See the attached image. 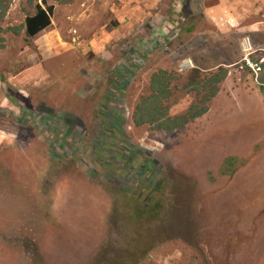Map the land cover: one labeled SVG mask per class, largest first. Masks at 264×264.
I'll return each instance as SVG.
<instances>
[{
	"label": "rangeland",
	"instance_id": "obj_1",
	"mask_svg": "<svg viewBox=\"0 0 264 264\" xmlns=\"http://www.w3.org/2000/svg\"><path fill=\"white\" fill-rule=\"evenodd\" d=\"M36 4L53 5L51 24L26 42ZM246 56L264 62V0H11L0 22V264H136V248L147 249L137 264H264V66L254 75ZM118 72L133 144L94 155L123 154L121 186L67 140L90 141ZM149 102L159 119L139 125ZM191 105L207 110L191 118ZM63 140L69 153L52 161Z\"/></svg>",
	"mask_w": 264,
	"mask_h": 264
},
{
	"label": "trees",
	"instance_id": "obj_2",
	"mask_svg": "<svg viewBox=\"0 0 264 264\" xmlns=\"http://www.w3.org/2000/svg\"><path fill=\"white\" fill-rule=\"evenodd\" d=\"M57 1L60 4H64V3H68L70 0H57ZM10 4H11V0H0V22H2L3 19L5 18L6 13L10 7ZM52 13H53V5H46V6H42L40 4L35 5L34 13L32 15H27L24 19L23 29H24L26 42H29L35 35H37L40 31L44 30L45 28H47L51 24ZM187 30H188V28L185 29V31H187ZM130 53L131 52H129V54ZM137 60H140V58L137 57ZM134 63H135L134 65H131L133 72L135 71V68L138 67V65H139L138 62H134ZM261 65L264 66V62H262ZM246 68H247V66H246ZM247 69H249V68H247ZM193 71L195 72L196 76H199V70L197 68H194ZM249 71L251 72L250 69H249ZM127 72L129 73L128 70H127ZM224 74H225V69L222 68L221 66H218V71L215 72V74H213L211 76L213 78L211 83H213V85H214V83L220 82L223 79ZM158 79L156 78L155 82L158 85H160L161 81H157ZM261 79H262V81L260 84L262 86L264 84L263 77ZM192 81L194 83L198 82L196 79H193ZM127 82H129V78L125 72L124 73H119V72L115 73V75L111 79V86H110L111 88L109 87L108 91L106 92V94L101 99L103 101L104 100L107 101L109 106L107 108L104 107L103 110H101V109L97 110L98 115L95 116L96 117L95 118L96 119L95 120L96 127L95 128L93 127V135L91 136L89 142H85L83 140L82 142H79V144H77V145L74 144L72 147V140L67 139L68 140V147H70L71 152L79 150V151H81V157H83L84 162H87L88 159L91 161L92 167H93L92 168L93 172H96L99 170V171H103L104 173L109 174V175L112 174L113 172H117V174H115L116 177L114 178V180L112 182H115V180L118 179V177H119L118 174L128 164L127 161H125L123 159L124 157H122V156L119 157L120 155H123V154H120V152H117L115 156H112L108 160V162H104L103 160H99L100 158L98 157V155L101 152H99V154H97V156H95L94 154L99 150H107V147L103 146L107 143L116 144L118 147H124V145H132L133 144L132 141L124 133V130H123L124 121H123V119L118 117V116H123V114H122L123 109H122V105L120 106V104L122 103V100H123L124 85L127 84ZM161 92H162V90L159 91V93H161ZM6 94H7V91H6ZM7 97L9 99V101L14 103L15 105L20 104L19 99L13 98L9 94H7ZM138 109L139 110H137V112H135V114H134L135 118L137 119V124L141 125L144 122L154 123V122L158 121L157 119H159V116L156 115L155 112L153 111V110L158 109L157 105L155 107H153L151 102H149L147 107L142 106ZM206 110H207L206 107H203V108H200L199 110H196L195 106H193V105L189 106L187 109V111L191 112V118H195L197 116L202 115ZM157 114H160V113H157ZM147 115L152 117V119L145 121L144 118ZM17 118H18V116H17ZM42 118H44V117L43 116L38 117L39 120H42ZM160 127H161V124H159L158 128L160 129ZM77 132L78 131L74 132V137H71L72 139L77 138V136L79 135V134H76ZM63 139H65V137H63ZM65 141L66 140H63V142L61 143L63 145L62 147H60L59 149H56L54 151L53 150L51 151L50 158L52 161L58 160L61 157L62 153L63 154L69 153V151L67 149V143ZM92 143H93V147H92L93 150H91L90 148H85V149L83 148V146H87V145H90ZM95 150H96V152L94 153ZM128 151H131V147H128ZM104 153L105 152H102V155ZM226 161L229 162V164L227 165L228 169H231V165L233 164L234 159L233 158H227ZM122 165H124V167H122ZM120 166L122 168L118 169ZM49 167H51V166H49ZM117 169H118V171H117ZM153 171H154V174L158 171L157 165L154 166ZM231 172H232V170L227 171V173H231ZM162 182H163V180H160L153 185L154 189H156V192H159L157 190H158V188L160 189V187L162 186ZM115 183L117 185L121 186V183L119 181H117ZM142 190H143V188H142ZM152 191H153V189H152ZM192 221L197 222L195 219H193ZM192 225H193V227H195L193 222H192ZM146 250L147 249H145V248H142V249L136 248L133 257L137 256V263L142 259V258H139L138 255L142 254L141 257H144V255L146 254ZM20 257H21V255H20ZM101 263H102V261L95 262L94 264H101Z\"/></svg>",
	"mask_w": 264,
	"mask_h": 264
},
{
	"label": "built area",
	"instance_id": "obj_3",
	"mask_svg": "<svg viewBox=\"0 0 264 264\" xmlns=\"http://www.w3.org/2000/svg\"><path fill=\"white\" fill-rule=\"evenodd\" d=\"M244 61V66H247L254 75L257 76V74L261 71V64H262V60L261 61H252L250 58H248L247 56L245 57Z\"/></svg>",
	"mask_w": 264,
	"mask_h": 264
},
{
	"label": "crops",
	"instance_id": "obj_4",
	"mask_svg": "<svg viewBox=\"0 0 264 264\" xmlns=\"http://www.w3.org/2000/svg\"><path fill=\"white\" fill-rule=\"evenodd\" d=\"M42 31H46V28L44 30H42ZM50 224H51V227L49 229L45 228L44 229V233L42 234L43 242H45V243H48L49 240L53 239V237H55L57 235L56 229H58L57 228L58 226L57 225H52L53 223H50ZM55 246H56V244H55ZM55 248H57V247H55Z\"/></svg>",
	"mask_w": 264,
	"mask_h": 264
}]
</instances>
